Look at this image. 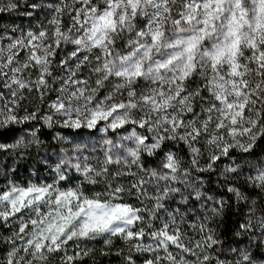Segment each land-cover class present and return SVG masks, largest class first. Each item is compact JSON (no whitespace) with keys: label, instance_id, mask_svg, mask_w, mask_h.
I'll use <instances>...</instances> for the list:
<instances>
[{"label":"snow or ice","instance_id":"obj_1","mask_svg":"<svg viewBox=\"0 0 264 264\" xmlns=\"http://www.w3.org/2000/svg\"><path fill=\"white\" fill-rule=\"evenodd\" d=\"M43 6L51 11L50 34L49 28L40 26L38 33L28 31L0 46V86L8 93L0 91V129L40 119L37 112L15 114L27 98L25 89L37 92L42 101L50 91H57L44 123L52 127L54 116H60L65 118L62 127L104 133L99 145L103 156L85 155L81 160L80 155L65 153L52 183L10 184L0 191V222L17 225L6 238L11 247L0 264H47L52 254L60 252L63 264H73L89 250L68 255L70 241L77 247L81 241L97 239L110 245L114 237L128 245L127 264H135L132 253H151L153 258L144 264H211L209 250L222 243L208 227L212 217L205 215L200 222V240L185 243L186 233L180 227L183 217L178 221L166 202L179 194L182 202L205 201L201 208L219 215L225 201L203 192L202 181L197 187L193 169L213 171L230 150L250 154L264 138V0H58ZM16 7L9 3L7 10ZM65 17L70 21L67 28ZM49 39L52 43L45 44ZM62 45L74 48L55 65L66 76L56 77L49 57ZM22 51L26 52L23 61L19 59ZM85 68L90 75L81 79L78 74ZM31 70L37 72L35 79ZM49 77L53 83L62 81L58 89ZM197 79L200 83L190 88L189 82ZM127 125H132L131 131L120 136L119 130ZM109 132L117 138H109ZM31 135L27 142L21 137L12 144L0 143V151L38 143L35 132ZM202 140L210 149L203 168L196 146ZM166 142L187 146L190 168H182L172 151L164 152L159 169L144 167L142 155L155 156ZM85 147L75 146L74 154H82ZM89 151L95 153L97 147ZM90 159L97 160L98 166ZM111 165L127 170L112 174ZM133 166L137 172L131 171ZM73 169L82 177L81 184L62 188L61 182L70 179ZM248 169L246 183L264 194V162L249 163ZM233 174L244 175L235 161L222 172L226 180ZM124 175L133 177L130 188L113 185L110 176ZM98 178L105 181L104 191L88 195L83 182L97 184ZM149 185L155 187L154 194L148 191ZM126 191L138 200L154 201L153 206L138 208L124 202ZM227 191L237 200H247L234 186ZM208 202L211 207H206ZM160 210L168 218L155 228L152 221ZM239 227L237 236L258 231L264 237V215L256 214L255 201ZM239 256L235 264H254L249 248H240ZM216 264L225 261L216 258Z\"/></svg>","mask_w":264,"mask_h":264},{"label":"rangeland","instance_id":"obj_2","mask_svg":"<svg viewBox=\"0 0 264 264\" xmlns=\"http://www.w3.org/2000/svg\"><path fill=\"white\" fill-rule=\"evenodd\" d=\"M54 2H58V0H0V8L5 9L1 12H3L5 16L8 17L9 19V23L7 24L0 22V37H2L0 38V46L7 45L8 43L11 42V39L19 38L22 35H25L28 31L38 33L41 30V28L38 25V22L36 21L37 20V18H35L36 16L42 18L45 17L46 24L41 26L49 28V34H50L51 26H49L47 22L51 18V11L48 10L47 7L43 5ZM9 3L16 4L17 7L9 11L7 10V5ZM33 3L42 4V7L33 9L32 7H30V5ZM76 6L79 7V5ZM28 13H31V15H29ZM69 23H70L69 19L65 17L63 20L64 27L67 28ZM44 43L50 44L52 43V41L49 39V40H45ZM53 47H55L54 44ZM73 48H74L73 45H62L61 49L57 50L54 57H49V59L53 60V67H52L53 76L56 77L66 76L64 70L55 67V65H58L61 59L66 58L68 54L73 50ZM25 56H26V52L22 51L19 59L23 61ZM69 64L74 66V61L70 60ZM31 72H32L31 79H35L37 72L35 70H31ZM89 75H90L89 70L85 68L82 70V72L78 74V77L83 79V78H87ZM24 76L25 78L28 77V73L25 72ZM47 79L54 89H58L60 87V84L62 83V81L53 83L51 77ZM199 83L200 81L198 79L194 80V82L190 81L189 82L190 88H195ZM93 86H94V79H93ZM3 90H4L3 87L0 86V91ZM33 93H35L36 95L35 101L29 104L28 106L24 107L22 109L23 111L22 114L20 113H15V114L20 117H23L27 113L37 112L40 119L31 120L24 124L14 125L17 132H16V136L12 139L10 144L15 143L21 137L25 139V142H27L28 140H32L33 139L31 135L32 132H35L36 134L35 140L38 141V143H32L26 148L20 147L18 149H13L14 153H12V156L14 160L7 168V170L12 171V174L7 175L8 177L0 174V191H4L10 184L27 186L29 183L32 184L52 183L53 180L56 178V173L54 169L56 165L60 162V159L65 155V153H67L69 157H73L74 155H80L81 160H83V156L85 155L90 157L92 156L100 157L102 159L103 153L99 150V145L100 142L105 137L104 133L98 132L94 129L90 130L85 127H82L80 129L62 127L61 123L65 118L60 116H54V123L52 127H49L44 123V120L42 118L52 111L49 108V104L56 99L57 95H59V92L50 91L42 101L37 92L33 91L32 93H28L27 90L25 89V95H33ZM103 94L104 93L101 92V95ZM204 94L207 95V93ZM25 109L27 110V112L25 111ZM131 128L132 125H127L125 129L119 130V135L120 136L126 135L127 132L131 131ZM44 129L47 131L51 129L52 133L50 137H44L41 135V131H43ZM137 131L145 132L144 129H137ZM108 136L109 138L112 139L117 138L116 135L111 132L108 133ZM125 143H129V142H125ZM256 144L253 148L254 151H251L250 154L242 153L237 149L230 150L229 157H221V159L216 162L213 171L199 173L193 169V180L196 181V186L201 187L200 184V181H202L201 177H208V175H212L216 181H221L223 185H226L227 187L233 186V184L236 183H242L243 186L248 185L246 183V176L249 171L248 164L264 162V138L261 145L256 147ZM78 145L87 146L84 148L82 154H74L73 152L74 147ZM93 145L97 147V151L95 153L89 151V149H91ZM129 146L131 145L129 144ZM196 146L199 147L201 150L199 165L200 167L203 168L209 162L210 149L208 146L204 144L203 140ZM164 152H162V154L157 157L158 159L157 165L159 166L161 165ZM233 161L242 165V171L244 175L233 174L232 178L226 180L222 175L223 169L228 165H232ZM73 162H75V160H73ZM89 163L93 165H97V160L90 159ZM190 163H191V158H190ZM181 167L190 168L191 164L189 166L181 165ZM76 175L77 173H75L74 169L71 170L69 172L70 179L66 182H61L60 186L62 188L74 187L76 182L73 181V179L76 177ZM220 184H216V185L219 186ZM207 189L208 187L203 185L201 190L203 192H206ZM244 194L247 197L246 201L243 200L245 201L244 222H246L248 209L253 201L256 202V214L258 216L264 215V194L258 193V190H255L249 186H248V191ZM185 195L187 196L188 193L185 192ZM251 197H255L254 200H251ZM182 199H183L182 195H180V197L177 198L179 203L187 202V201L182 202ZM170 200L172 201V199H169L168 201ZM258 200H262V204L258 203ZM162 211L164 210H160V212ZM260 239L262 241L264 240V237H261ZM82 242L83 241H81L80 243ZM252 258L254 264H262L260 257L254 255L252 256ZM79 261H81V264H83V259L80 258Z\"/></svg>","mask_w":264,"mask_h":264},{"label":"trees","instance_id":"obj_3","mask_svg":"<svg viewBox=\"0 0 264 264\" xmlns=\"http://www.w3.org/2000/svg\"><path fill=\"white\" fill-rule=\"evenodd\" d=\"M38 25H45V17H38ZM0 22L9 23L8 17L5 16L3 12L0 11ZM31 24V22H30ZM28 78V77H26ZM194 82V81H193ZM194 84V83H193ZM5 95H8L7 91L3 90ZM25 94V90H24ZM27 98L21 101L20 107L17 109L16 113L22 114V109L29 104L33 103L36 99L35 93L33 95H25ZM16 129L14 125H10L8 128L0 129V143L10 144L12 139L16 136ZM51 129L49 131H41V135L44 137L51 136ZM263 138H260L256 143V147L261 145ZM164 151L174 152L178 158L181 160V165L189 166L190 155L187 147L184 144H175L173 142H167L163 146V149L158 151L155 156H148L146 154L142 155V162L145 168H157L160 166L157 165V157L162 154ZM254 151V149L252 150ZM12 153L13 149H8L7 151H0V174L7 176L12 174V171L7 170L9 165L14 160ZM117 170L126 171L127 169L121 165L110 166V172L114 174ZM133 172H137L134 166L131 169ZM12 176V175H11ZM8 177V176H7ZM111 182L113 185L121 184L126 189L130 188L133 181L132 176L124 175L119 177L110 176ZM99 183L89 184L83 182V190L91 195L95 192H103L105 189V181L102 178H98ZM203 185L207 186L208 189L205 192L208 195L214 196L216 199H223L226 203L221 213L217 216H213L210 211L201 208V204L205 201H196L195 199H188L186 203H179L177 200L180 197L179 194L175 195L172 201L166 202V207L168 212H172L177 216V220H180V217H183V222L180 224V227L184 233H186L185 243H188V240L194 243L197 240L201 239L202 233L199 232V224L204 219L205 215L212 217L211 220L207 221L208 227L212 228L217 238L222 242L221 244L215 246L214 250H209L210 255L213 257L211 264H216V258H219L221 261H225V264H235L239 256L240 248H249L252 256L260 257L262 264H264V243H261V237L257 231L254 235L242 234L240 236L236 235L237 231H240V224L244 223V211H245V201L237 200L236 197L227 191V186L223 185L221 181H216L212 175L208 177H201ZM75 185L81 184L82 177L77 174L73 179ZM219 182V183H218ZM221 183V184H220ZM216 184H220L219 186ZM174 187H182L181 185H173ZM234 187L241 190L243 193L248 191V185L243 186L242 183L233 184ZM148 191L155 193L156 189L154 186L149 185ZM134 192V190H133ZM184 196L185 193H183ZM124 202L132 204L135 207L143 208L147 206L151 208L154 204V201L150 199H143V201L138 200L135 195H129L126 191L124 194ZM255 197H251V200H254ZM259 199V198H258ZM258 203L262 204V200H258ZM186 206V207H184ZM211 202H208L206 207H211ZM177 209L179 210L177 212ZM147 219V213L144 214ZM167 212L162 211L158 213L157 218L152 221L155 228H159L163 220H166ZM195 225V227H193ZM17 225L15 223H10L7 226L0 222V261H3L6 258L7 252L10 250V245L6 242V238L11 237L13 231L16 229ZM190 236V237H189ZM19 243V241H17ZM236 248L237 253H232L230 249ZM81 249H88V254L82 256L83 264H127L125 257L129 254L128 245L121 240L119 237H114L110 245H105L103 239H97L94 241H83L77 247L72 241L69 242L67 246V254L74 255L76 252ZM175 252L176 250L173 249ZM64 255L63 252L54 253L50 256L47 264H63L61 257ZM135 260V264H144L146 259H152L153 256L151 253H132ZM160 255L163 256L164 253L160 252ZM189 259H194V257H188ZM179 259V256H177ZM73 264H81V261L76 260Z\"/></svg>","mask_w":264,"mask_h":264}]
</instances>
